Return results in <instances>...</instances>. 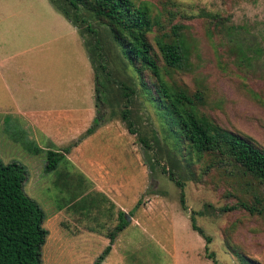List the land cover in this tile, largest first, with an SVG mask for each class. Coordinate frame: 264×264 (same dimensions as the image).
Segmentation results:
<instances>
[{
	"label": "rangeland",
	"instance_id": "374dc122",
	"mask_svg": "<svg viewBox=\"0 0 264 264\" xmlns=\"http://www.w3.org/2000/svg\"><path fill=\"white\" fill-rule=\"evenodd\" d=\"M134 1L160 12L161 27L149 38L169 33L174 24L185 35L187 61L165 78L190 94L202 92V113L264 150V0ZM88 21L103 45L105 70L98 69L103 103L94 98L83 44L89 35L80 36L49 0H0V162L24 167L23 190L47 219L40 264H213L203 238L190 226V212L211 238L208 252L217 264H241L233 251L264 264V212L250 214L240 206L220 210L241 202L264 207V187L241 178L226 162L204 157L186 170L180 158L174 162L176 142L147 102L138 73L104 25ZM73 107L78 133L50 148L70 150L98 118L102 134L88 140L84 151L105 158V183L96 186L103 192L63 160L44 171L46 150H36L31 138L40 133L23 116L45 112L51 124L59 111ZM169 172L183 183L184 210ZM120 210L128 224L116 234L108 257L96 262Z\"/></svg>",
	"mask_w": 264,
	"mask_h": 264
},
{
	"label": "trees",
	"instance_id": "16d2710c",
	"mask_svg": "<svg viewBox=\"0 0 264 264\" xmlns=\"http://www.w3.org/2000/svg\"><path fill=\"white\" fill-rule=\"evenodd\" d=\"M49 2L77 28L80 36L90 37L88 40L83 39V44L93 69L94 98L97 103L105 102L104 88L102 89L98 75V69L105 70L101 56L103 45L98 31L88 19L104 25L122 56L138 73L147 102L154 107L169 135L176 142L174 146L178 157L173 156L174 162H179L180 158L182 160L180 164L185 166L186 170L195 161L208 157L215 163L230 164L241 178L250 177L264 187V150L258 148L248 137L219 126L202 113L199 109L204 99L202 92L190 94L184 87L165 78L170 70L182 68L188 58L189 46L179 24L171 25L169 33L160 32L149 38L155 27H161L159 21L161 15L145 2L136 3L134 0H49ZM151 40L157 51L153 48ZM159 59L163 62L162 66ZM143 73H146L147 78ZM121 118L126 122L128 132L134 134L129 127L131 122L126 109H122ZM99 124V119L94 118L78 140L92 134ZM139 141L146 145L144 139L139 138ZM68 149L65 147L64 152ZM63 157L62 152L47 150L44 171L55 170ZM209 166L206 164V170ZM161 170L166 172L162 165ZM168 178L179 188V203L184 210L183 183L171 172L168 173ZM25 180L26 171L22 165L16 162L7 164L0 162V264H40L41 261V248L47 235V230L43 227L45 215L37 203L24 192ZM256 200L258 201L257 198ZM239 206L250 214L264 212V207H255L244 202L220 210H230ZM117 218L119 221L108 234V244L96 262L100 263L108 255L116 234L128 224L123 211H118ZM189 221L191 228L204 240L205 256L211 259L213 264H217L214 253L208 252L211 238L196 225L193 212L189 214ZM233 252L241 264H258L238 251Z\"/></svg>",
	"mask_w": 264,
	"mask_h": 264
},
{
	"label": "crops",
	"instance_id": "0c3cea01",
	"mask_svg": "<svg viewBox=\"0 0 264 264\" xmlns=\"http://www.w3.org/2000/svg\"><path fill=\"white\" fill-rule=\"evenodd\" d=\"M57 114L59 115L55 117L51 124L45 112H43L42 115L40 112L23 114V116L26 118L25 121L28 127H33L34 129H37L38 132L41 134L40 135L36 132L32 133L31 138L34 141L35 146L37 147L36 150L43 148L46 151H58L52 150L50 146L58 147L59 144L65 142L64 140L73 139L75 136H72V134L75 135L76 133H78L76 131L78 130L77 124L75 127V123L79 119L77 117L79 115L77 107L66 109L62 112L59 111V113ZM80 121L81 123H83V118L80 119ZM63 123L66 125L65 127H62ZM101 134L102 133L99 132V128L96 129L92 134L88 135L76 146L63 153L64 157L60 160H63L67 162V164L74 166L88 183L95 185V190H99V192H103V190L96 189L98 188L96 186L98 184L105 183V158L101 156V153L98 154L97 152V155L95 154V156H92V154H86L88 151H84V144L88 140H93ZM43 144H47L49 148L42 147ZM103 148H105V145H103ZM92 151L95 152L96 150ZM103 152L105 153V150H103ZM94 160L97 162L93 163L92 161ZM95 168L96 170H94ZM46 222L47 219L44 221V223Z\"/></svg>",
	"mask_w": 264,
	"mask_h": 264
}]
</instances>
